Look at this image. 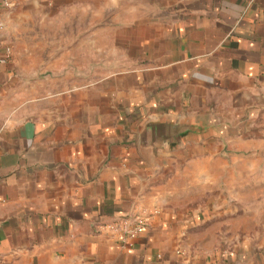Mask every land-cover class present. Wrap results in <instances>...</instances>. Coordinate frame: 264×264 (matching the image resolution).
Wrapping results in <instances>:
<instances>
[{"label":"crops","instance_id":"obj_1","mask_svg":"<svg viewBox=\"0 0 264 264\" xmlns=\"http://www.w3.org/2000/svg\"><path fill=\"white\" fill-rule=\"evenodd\" d=\"M7 2L0 0V264H215L181 253L179 243L227 201L210 194L213 202L183 219L158 185L177 168L198 196L200 179L209 193L231 178L234 159L252 156L264 167V0ZM35 9L84 20L80 29H47L66 36L69 52L73 32L95 25L96 50L108 34L113 56L89 62L113 71L35 95V74L23 72L16 54L21 36L33 34L22 21ZM145 211L146 229L131 246L97 229Z\"/></svg>","mask_w":264,"mask_h":264},{"label":"rangeland","instance_id":"obj_2","mask_svg":"<svg viewBox=\"0 0 264 264\" xmlns=\"http://www.w3.org/2000/svg\"><path fill=\"white\" fill-rule=\"evenodd\" d=\"M15 4L14 2L11 6L14 7ZM22 23L27 30L32 28L33 34L21 36V42L24 44L20 46L16 54L19 61L26 65L22 69L23 72L35 74V95L46 93L48 89L50 91L64 89V85L71 87L85 82V84H91L113 71L114 68L107 64L96 66L93 62H89L90 59L100 55L106 60L114 54L110 36L106 33L99 36L102 49L96 50V36L91 35L90 32L95 25L87 27L88 34L73 32L71 36L67 35L72 37L71 44L74 43L72 51L69 52L71 48L69 43H66V49H64L63 39L66 36L64 34L49 35L47 29L54 27L80 29L84 26V20L64 18L62 15L48 19L38 15L35 9V14L33 13L30 18L29 13ZM54 38H56L55 43H53ZM81 42L85 44L86 49H79L78 45ZM31 60L34 63L30 67ZM63 60H67L66 64ZM83 60H87V63ZM54 61L61 64L55 67L50 66L49 63ZM68 62L72 66H68ZM80 62H82L81 65H79ZM68 72L73 75V80L64 84L60 79ZM53 77L55 79L52 80ZM237 153L240 152L237 151ZM250 157L252 159L249 162L241 159L233 160L231 178H221L219 189L215 188L206 193L207 180L200 179L201 193L198 196L192 195L191 179L185 178L187 177L185 175H178L177 168H172L171 172L160 180L158 186L164 188L168 204L177 210H182L176 213L183 219L194 217L198 209L204 208L210 200L213 202L210 194L214 199L221 197V205L223 199L227 201L225 209L222 206L218 207L221 211L214 218L195 221L189 227L184 234L185 240L179 243L181 253L188 256H213L215 264H264V167L255 158ZM182 167V170H191L190 166L187 169L185 166ZM217 171H223V166L217 168ZM223 191L225 194H222ZM143 214L150 215L146 211ZM233 257L235 260L232 259Z\"/></svg>","mask_w":264,"mask_h":264},{"label":"built area","instance_id":"obj_3","mask_svg":"<svg viewBox=\"0 0 264 264\" xmlns=\"http://www.w3.org/2000/svg\"><path fill=\"white\" fill-rule=\"evenodd\" d=\"M8 4L12 0H7ZM4 58L0 57V62H4ZM148 216L135 212L124 217L115 218L109 222H100L97 224L98 231L108 230L117 235V239L122 247L131 246L134 240L146 229Z\"/></svg>","mask_w":264,"mask_h":264}]
</instances>
